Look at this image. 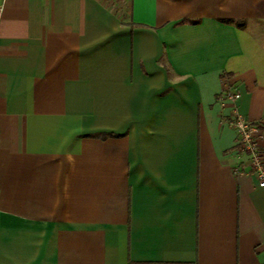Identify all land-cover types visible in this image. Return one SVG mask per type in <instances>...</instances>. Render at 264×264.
Listing matches in <instances>:
<instances>
[{"label": "crops", "instance_id": "crops-1", "mask_svg": "<svg viewBox=\"0 0 264 264\" xmlns=\"http://www.w3.org/2000/svg\"><path fill=\"white\" fill-rule=\"evenodd\" d=\"M0 8V264H264V0Z\"/></svg>", "mask_w": 264, "mask_h": 264}, {"label": "built area", "instance_id": "built-area-1", "mask_svg": "<svg viewBox=\"0 0 264 264\" xmlns=\"http://www.w3.org/2000/svg\"><path fill=\"white\" fill-rule=\"evenodd\" d=\"M224 95L233 107L230 124L236 131L237 144L240 151L247 155L249 173L257 177L259 186H264V162H262V155L258 145L259 139L264 138V131L261 129L260 121H250L237 111L235 106V101L239 96L237 91L227 90ZM237 170L238 168L235 169V171Z\"/></svg>", "mask_w": 264, "mask_h": 264}]
</instances>
